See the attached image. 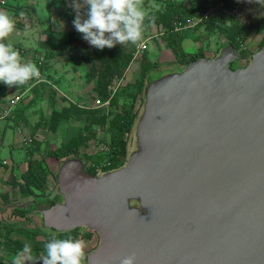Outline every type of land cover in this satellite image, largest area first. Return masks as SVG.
Returning a JSON list of instances; mask_svg holds the SVG:
<instances>
[{"label":"water","instance_id":"1","mask_svg":"<svg viewBox=\"0 0 264 264\" xmlns=\"http://www.w3.org/2000/svg\"><path fill=\"white\" fill-rule=\"evenodd\" d=\"M239 59L227 43L150 81L136 149L100 175L63 160L44 227L96 232L87 264H264V45Z\"/></svg>","mask_w":264,"mask_h":264},{"label":"rangeland","instance_id":"2","mask_svg":"<svg viewBox=\"0 0 264 264\" xmlns=\"http://www.w3.org/2000/svg\"><path fill=\"white\" fill-rule=\"evenodd\" d=\"M60 1L61 0H10V2L27 4L29 13L22 12L18 16H28L29 19H23V22L26 24V28L23 29L20 34H18L19 32H16L17 28H14L13 32L10 33L6 38V40L12 41L19 45H23L27 48V51H31V47L34 48L36 47V45L38 46V42H42L45 40L47 36L46 30L48 27L54 31L53 39L56 41V43H54V46H52V48L49 46L50 49L54 51V55H52L50 59H46L42 54L43 56L41 55V58L39 59L41 63L44 62L43 65H45L47 68H50V71L55 72L54 77L57 78L58 83L55 81L52 82L58 86V89H60L61 93L56 91V95L54 98L55 102L53 105H51L48 102L49 99L47 98L48 94H50L48 92L53 89L52 86H46L47 88L45 89V91L37 92L36 96H34V93H32L31 91L32 87L28 92L27 90L29 88H26L24 91L18 93V95L23 96L20 99L21 103H18L20 105L18 111L19 119L17 122H14V124L18 125L17 132L21 129V131H19V134H21L19 135L20 139L22 138V135L26 134L24 133L26 129H29L30 127H34L40 133L36 134V137L38 139L34 138L35 144L43 143L45 145L43 151L40 154V158L42 157V159L44 160V166L49 167V172L53 169V172L49 174L46 181L48 190H53L54 188L56 179L53 176L54 173L57 172V167H59L60 165V161L53 157L50 158V155L48 153L54 152V150H56L54 148H56L57 146L61 145L62 143H66L72 137L83 133L84 136L88 137V141L87 143L80 146V153L83 157L90 158L97 150V143L100 141H105L104 138L107 137L106 130L104 131V129L106 128L105 126L108 127V124L105 123V125H101V123H97V121H95L94 119H99L101 116L108 115L109 113V118L111 119L114 114L122 111L121 107L123 103L130 104L133 99L135 100L134 108H138L140 112L142 108V97L138 92V89L131 88V86H136L138 80L141 79V67H145L147 69L149 82L156 81L159 78L170 74L180 73L184 68L182 67L181 62L175 60L171 49L165 44L163 40L164 35L159 34V26H156L155 23L147 21L150 11L157 6V3L154 0H142L146 15L143 22L141 39L148 38L152 35L155 36L148 40V49L147 51H145V57L142 56V53L138 58L133 59V51L136 44H138L139 42H136L135 44L126 43L124 45L117 44L112 48H108L111 50V52L113 51L115 53L116 49L123 47L127 52L130 51V53L132 54V61L130 62V64L121 72V74H115L110 84L111 86H117L115 91V96L117 97V99L113 104L111 103L109 106L103 107L95 112L91 119L88 114L76 115L72 113V111L69 112L64 110V112L62 111L63 119L61 120V124L56 130H51L52 128L51 126H48V122L50 120L52 111H54V109H58L59 111L60 109L70 105L69 101H66L62 95L70 97V99L74 102L79 101L80 103L82 102L81 99H83L84 97L90 98L92 94L93 96H97V89L100 88L98 86L99 72L97 68L93 71V65L91 64H84L79 68L74 67L72 58L68 57L72 52L76 53V50L78 48V44L76 42L70 41L72 48L67 47L64 52L58 53L60 44L63 42V40H58V35L56 33L66 32L69 30L73 32L76 31L74 26L59 14ZM213 1L214 0H209L208 5L210 7L215 5H213ZM77 3L81 5V14L83 16L84 12L86 11L84 0H79L77 1ZM0 11H5L7 13L9 12L3 6H0ZM235 16H238V20H240L241 22H251L253 31L248 37L245 45L242 46V49L246 47V50H248V52H245L246 50L240 51L241 59L233 63L234 68L241 66V64L249 62L250 56L252 54L251 52L257 49L259 43L264 37V0H258V2L257 0H243V2L238 5V12L235 14ZM16 20L17 18H13V21ZM197 27L195 28V30L189 32L188 35V39L191 40L192 44L194 43L192 49L195 48L196 50L199 47H202V49L205 51L206 56L218 54L219 49L223 45L221 41H224L225 39L224 35L216 30H210V32L209 29H203V27L199 30H196ZM183 41L186 42V39H184ZM85 42L88 45L90 51H99V49L89 45L87 41ZM43 47L44 46H41V49H43ZM187 47L191 49L190 46ZM45 55L48 56L49 54ZM153 63H157V65L151 66ZM40 78L45 77L40 75ZM145 78L146 77H144V81ZM4 92L5 94L3 95L2 90L0 89V97H6V95L9 93L6 89L4 90ZM31 94L32 96H30ZM8 96L6 99L9 98ZM41 100L46 101L40 102ZM24 110H27V112L31 113V115L28 116V118L25 117L24 120H21V118L24 117ZM134 130L135 127L129 137L127 136V158L129 153L136 149L137 144ZM11 134L12 131L11 129H9L7 131V137ZM7 137L3 144L0 145V159L11 158V150L7 143ZM12 153V158L17 161V159H19L20 153L16 151H13ZM28 196L29 194L25 195V198L23 197V199H21L22 204L19 203L17 205L18 208H26V201L28 200ZM54 197L56 198V200H60V197L58 195H54ZM33 200L35 199L33 198ZM37 200H40V198H38ZM30 201L32 203L31 198ZM13 210L14 209H10L9 211L0 212V222L1 220H4L5 222L11 223L10 225H6L5 227L2 225L0 226V246L1 244L4 245L5 241H11V246H15V248H17L15 252L13 251L14 253H11L9 250L6 251L7 253H5V259L8 261V264H11L15 254L20 251L21 247L16 246L17 242H19V244L24 243L22 245V248L26 243L30 244L34 257H39L44 253V244L42 243L43 240L47 236L52 235V233L48 231L46 227H43L44 225L42 226L40 224L41 220L35 213H29L28 216H30V218L26 221L22 220L24 219V216H21L19 213H16ZM24 211L27 212L28 210ZM19 228H26L28 231H36L34 234L35 239L38 240V244H35L33 241H29V239L26 238L24 234H22L25 232H20L19 230H17ZM75 230L77 232V238H81L84 240V252L86 255L90 250L97 246L99 242V236L96 232L91 231L85 227H78ZM25 264H42V261L37 259L34 261H26ZM82 264H87L85 259L83 260Z\"/></svg>","mask_w":264,"mask_h":264},{"label":"trees","instance_id":"3","mask_svg":"<svg viewBox=\"0 0 264 264\" xmlns=\"http://www.w3.org/2000/svg\"><path fill=\"white\" fill-rule=\"evenodd\" d=\"M79 0H76V2ZM149 1V0H147ZM157 3V6L150 11V14L148 16V20L152 23H155V25L160 26L164 29L165 33L163 34V40L167 47H169L173 53V56L175 60L182 63V67H184L189 61L194 60L200 56H206L205 51L202 49V47H199L196 52L190 53L186 52L183 47L182 43L185 38H188L190 30H174V23L175 22H183L184 20H187L189 18H192L196 15H199L206 10L210 8L208 5L209 0H154ZM243 2V0H214L213 5L216 6L220 4V9L217 10L210 18L205 20L200 26L197 27L196 30H199L203 27V29H209L210 30H216L219 31L221 34L224 35V41H221L224 44L230 43L233 45V47L236 49V51H244L246 50V47L242 49V46L245 45L248 37L252 33V23L251 22H241L238 20V16H235V14H230V12L239 4ZM71 0H61L59 3V14L61 17H63L65 20H67L69 23H72V20L75 17L74 11L71 8ZM2 6V5H1ZM3 7L9 11L8 14L10 17L17 18L15 23V29L17 31H21L26 28V24L23 22V20L18 16L20 13H24L28 11V5L25 3L19 4L16 2H10V0H4ZM27 19L28 16H24ZM205 31V30H204ZM211 32V31H210ZM47 36L44 41L38 42V46L32 48L31 51H27L26 47L23 45L16 44L12 41L6 40V42H10L14 45V47H17V50L19 51L20 58L22 62L26 63H32L35 64L36 67L39 69V77L40 75L45 77L44 81H37V78L34 77L31 80L28 81V84H32V90L28 87L29 85L23 84L18 86H8L4 83H0V89L3 91V95L5 94L4 90L8 87H11L15 93H20L24 91L26 88H29L28 90H31L32 93H34V96H36L37 92H43L47 88L48 83H52V81L57 82V78L54 77V71H50V68H47L44 64V62L41 63L40 59L41 55L43 54L46 59H50L52 55H54V51L50 49L52 46H54V43L56 41L53 39L54 31L50 29L49 27L46 30ZM56 33V32H55ZM58 40H63V42L60 44V49L58 53H62L65 51L67 47L72 48L70 41L76 42L78 44V48L76 50V53H71L69 55V58H72L73 60V66L74 67H81V65L84 64H91L93 65V71L98 70L99 72V80H98V87L97 89V96L105 99L111 94L110 84L113 80V77L115 74H121V72L130 64L132 61V54L127 52L123 47H120L116 49L115 53L108 48H104L103 50H99L98 52H92L89 50L88 45L86 44L85 40L82 39V34L75 31H66V32H57ZM140 41V40H139ZM137 41V43L139 42ZM61 42V41H60ZM222 45V46H223ZM264 45V37L262 38L261 42L259 43L257 49H260ZM41 46H44L43 49H41ZM50 46V47H49ZM50 49V50H49ZM147 51V50H145ZM145 51L143 52L142 56L145 57ZM253 51V52H255ZM49 54L46 56L45 54ZM245 52H248L246 50ZM251 52V53H253ZM31 54L29 58L27 56ZM42 55V56H43ZM142 57V58H143ZM157 65V63H153L151 66ZM142 68V77L138 82L136 83V86H131V88H137L138 92L140 93L142 97V104L144 99V93L148 86L149 78L147 74V69L144 67ZM53 74V75H52ZM147 75V76H146ZM144 77L145 81H144ZM35 82V84H34ZM58 83V82H57ZM30 84V85H31ZM36 85V86H35ZM35 90V91H34ZM48 93L49 103L51 105L55 102V95L56 90L51 89ZM65 98V97H64ZM117 99L115 96V93L111 99L110 104L114 103V101ZM66 101H69L70 105L66 106L65 108H62L58 111V109H54L50 115V120L48 122V126H51V130H56L58 126L61 123V120L63 119L62 111H69L76 115L80 114H88L90 116V119L93 117L95 112H97L101 108H85L83 106H80L84 102H70V100L66 99ZM134 99L129 103H123L121 109L122 111L119 113H116L113 115V117L110 119L109 115H103L99 119H94L97 121V123H101V125H105V123L108 124V127L106 128V135L107 137L104 138V142L108 143L110 150L106 152H94L93 156L90 158L83 157L80 153V146L82 144L87 143L88 137L84 136L83 133L78 134L74 137H72L70 140H68L66 143H62L61 145L57 146L56 150L52 153H48L51 157H54L55 159H58L60 163L70 157H81L85 162V170L93 174V170L91 168H88L86 164L91 162H103L104 160H110L111 165L110 169H114L117 167L122 166L125 163V160L127 158V144H128V138L129 135L132 133L135 124L136 119L139 114V109L134 108ZM7 104V103H6ZM6 106V105H5ZM20 106V105H19ZM18 106V107H19ZM17 107V108H18ZM16 106L11 111L10 115L8 117H11L15 114H18L19 109L17 110ZM17 116V115H16ZM110 119V120H109ZM46 124V119H45ZM47 126V125H46ZM90 129V128H89ZM96 134V133H95ZM34 145V146H33ZM29 152L33 155L34 152H40L43 148L42 143L35 144V141L28 146ZM47 149V148H46ZM43 151V150H42ZM29 158L28 160V168L25 172L20 174V184L25 189L26 193L31 195H36L38 200L37 210H41L45 207H50L56 202V198L49 195L52 193L51 190L47 189L46 181L48 179V176L50 172L48 171L47 167L44 166V160L42 157L40 158ZM89 157V156H88ZM14 171H17L15 168ZM54 178L57 180V172L54 173ZM55 192L54 195L57 193V187L55 186ZM41 201V202H39ZM21 216H24L26 219L29 220L30 216H27L29 212H18ZM11 223H4L0 222V225L6 226ZM40 224L43 226V223L40 222ZM44 227V226H43ZM1 230V228H0ZM20 232L23 231L25 233H22L25 235L26 238L29 239V241H33L35 244H38V240L35 239V232L28 231L25 229H17ZM1 233V232H0ZM52 235H55L59 238H66L67 236H72L74 238H77V232L76 230H72L69 232L64 233H52ZM47 236L43 240V244L52 236ZM33 243V244H34ZM41 243V242H39ZM11 241H5V246L1 244V253H7L6 251H10L11 253H14L17 248L11 246ZM17 247L20 246V250L22 249V245L24 243L19 244V242L16 243ZM14 251V252H13ZM0 258V263H1ZM85 261H86V255H85Z\"/></svg>","mask_w":264,"mask_h":264},{"label":"clouds","instance_id":"4","mask_svg":"<svg viewBox=\"0 0 264 264\" xmlns=\"http://www.w3.org/2000/svg\"><path fill=\"white\" fill-rule=\"evenodd\" d=\"M3 4L0 3V6ZM70 6L75 11V17L72 20L74 28L82 34L83 40L99 50H103L105 47L112 48L117 44H135L142 37L146 15L142 0H84L86 11L83 16L81 5L76 0H71ZM20 18L26 19L24 16H20ZM204 21L192 29L182 30L193 31ZM14 27L15 23L10 15L5 11H0V82L8 86L23 85L34 77H37L38 81L39 76V69L36 65L22 62L17 47L6 42V38L13 32ZM240 51H238L239 54ZM24 55L27 56L26 53ZM30 56L31 54L27 58ZM44 80L45 78L39 81ZM14 94L17 95L18 92ZM84 247L85 243L81 238L72 236L59 238L52 235L43 245V255L34 257L31 245L26 243L15 254L11 264H25L26 261L37 259L42 261V264H82L85 259ZM135 259V254H132L123 258L120 264H135Z\"/></svg>","mask_w":264,"mask_h":264},{"label":"crops","instance_id":"5","mask_svg":"<svg viewBox=\"0 0 264 264\" xmlns=\"http://www.w3.org/2000/svg\"><path fill=\"white\" fill-rule=\"evenodd\" d=\"M185 39H186V42L183 41V43H182L183 49L186 52H190V53L196 52L197 49L196 50H195V48L192 49V47L194 46V43L192 44L191 40H189L188 38H185ZM187 46H190L191 49L188 48ZM188 49H190V50H188ZM207 56H209V55H207ZM210 56H213V55H210ZM0 83H2V82H0ZM26 85H28V83H26ZM31 86H32V84L29 85L28 87L31 88ZM48 86H52L54 90L61 93L60 89H58V86L55 85L53 82L48 83ZM6 90L9 92L6 95V97H4V96L0 97V113H1L2 109L5 108V105H6L7 101L9 100V98H11L12 95H14V93H15L11 87H8ZM28 91L29 90H27V92ZM8 95H11V96H8ZM7 96L9 97L8 99H6ZM30 96H32V94ZM62 96L65 97L66 99L72 101L70 99V97H67L65 95H62ZM86 100H87V97H84L83 99H81L82 102H84V101L86 102ZM44 101H46V100H41L40 102H44ZM20 103H21V100H20L19 104ZM19 104L16 106V108L19 106ZM19 108H20V106L17 108V110ZM24 112H25L24 117H22L21 120H24L25 117L28 118V116L31 115V113L27 112V110L26 111L24 110ZM22 114H21V116H22ZM18 117H19L18 114H15L11 117H7L4 119L0 118V145H2L3 142L6 140L7 131L9 129H11V131H12V134L7 137V143L10 147V150H11L10 151L11 152L10 153L11 158L0 159V212L9 211L10 209H14L13 211L16 213H18V212L24 213L25 212L24 210H28L27 212L32 211L33 213H35V211H39V210H37V208H36L38 205V200H37V197L34 195L29 194V196L27 197L28 200L26 201V208L23 207L20 209L17 207V205L19 203L22 204L21 199H23V197L28 194V193H26L23 186L20 184V174L27 170L28 160H29V158H31V155H32L29 152V148H28L29 144H26L24 141L27 138L33 137L32 138L33 139L32 143H33L34 138L38 139L36 137V134H40V133L34 127H30L29 129H26V131L24 132L26 134L22 135V138L20 139L19 135H21V134H19V131L17 132V129H18L17 126L18 125L14 124V122L18 121V119H19ZM1 122H2V125H1ZM20 131H21V129H20ZM42 146H43V148H42V150H43L45 145L42 143ZM42 150L40 152L39 151L34 152V154L32 155V158L40 157ZM13 151L20 153L19 159H17V161H15L12 158V154H13L12 152ZM50 158H51V156H50ZM15 168L17 169V171H14ZM47 169H49L48 166H47ZM57 169H58V167H57ZM52 172H53V169H52V171L50 170V173H52ZM55 186L57 187V180L55 182L54 188H55ZM23 191H24V193H23ZM51 192L52 193L49 195V197H51V196L54 197L55 189L51 190ZM55 195H58V194L56 193ZM32 197L34 199H36V201H37L36 203L33 202ZM30 198L32 199V203L30 201ZM28 214H27V216H28ZM22 220L27 221L28 219H26L24 217V219H22ZM1 222H4L6 224L10 223V222H5L4 220H1ZM0 258H2L1 259L2 264H8V261L5 259V253H1Z\"/></svg>","mask_w":264,"mask_h":264},{"label":"built area","instance_id":"6","mask_svg":"<svg viewBox=\"0 0 264 264\" xmlns=\"http://www.w3.org/2000/svg\"><path fill=\"white\" fill-rule=\"evenodd\" d=\"M0 3H4V0H0ZM238 5L230 12V14H236L238 12ZM219 9H220V4L210 7L208 10L201 13L199 16H195L194 18L187 20V22H184V23L175 22L174 23V30L192 29L198 23L210 18L212 16V14H214ZM159 28H160L159 34H164L165 33L164 29L161 27H159ZM153 36H155V35L149 36L148 38H145V39L141 40L138 44H136L135 49L133 51V59L138 58L145 50L148 49V40L151 39ZM39 80H43V78L38 77V81ZM116 87H117L116 85H114V86L110 85L111 94L107 98L102 99L98 96H93V94H92L90 98L87 97L86 103H84L80 106H83L85 108H103V107L109 106L111 99H112V97L116 91ZM22 96L23 95L17 94L15 96L11 97L9 99L8 103L6 104L5 108L2 109V111L0 113V118H2V119L7 118L10 115L11 111L15 108V106L20 102V99L22 98ZM32 141H33V139L30 137V138L25 139L24 142L26 144H31ZM97 145H98V147H97L96 151L106 152V151L110 150L108 143H106L104 141L98 142ZM110 165H111L110 160H104L103 162H91L90 161L86 164V166L88 168H91L93 170V175H100L103 172H105L106 170H109Z\"/></svg>","mask_w":264,"mask_h":264},{"label":"flooded vegetation","instance_id":"7","mask_svg":"<svg viewBox=\"0 0 264 264\" xmlns=\"http://www.w3.org/2000/svg\"><path fill=\"white\" fill-rule=\"evenodd\" d=\"M244 65H246V63L245 64H241V66H244ZM232 67H233V64H232Z\"/></svg>","mask_w":264,"mask_h":264}]
</instances>
